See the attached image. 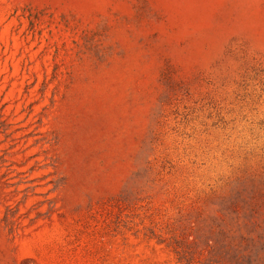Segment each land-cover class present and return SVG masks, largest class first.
Wrapping results in <instances>:
<instances>
[{
    "label": "rangeland",
    "instance_id": "374dc122",
    "mask_svg": "<svg viewBox=\"0 0 264 264\" xmlns=\"http://www.w3.org/2000/svg\"><path fill=\"white\" fill-rule=\"evenodd\" d=\"M0 264H264V0H0Z\"/></svg>",
    "mask_w": 264,
    "mask_h": 264
}]
</instances>
